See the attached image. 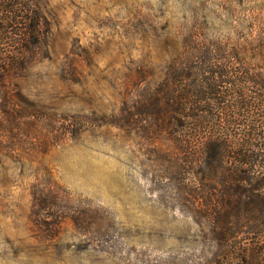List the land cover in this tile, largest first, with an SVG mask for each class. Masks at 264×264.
<instances>
[{"label": "rangeland", "instance_id": "obj_1", "mask_svg": "<svg viewBox=\"0 0 264 264\" xmlns=\"http://www.w3.org/2000/svg\"><path fill=\"white\" fill-rule=\"evenodd\" d=\"M36 2L41 44L0 56V264H227L118 119L186 40L264 45V0Z\"/></svg>", "mask_w": 264, "mask_h": 264}, {"label": "trees", "instance_id": "obj_2", "mask_svg": "<svg viewBox=\"0 0 264 264\" xmlns=\"http://www.w3.org/2000/svg\"><path fill=\"white\" fill-rule=\"evenodd\" d=\"M37 7L36 0H0L7 73L41 44ZM179 57L154 89L123 106L119 126L163 152L170 196L209 233L215 259L261 264L264 45L247 41L226 50L188 39Z\"/></svg>", "mask_w": 264, "mask_h": 264}]
</instances>
